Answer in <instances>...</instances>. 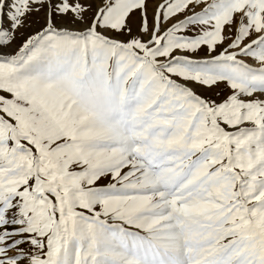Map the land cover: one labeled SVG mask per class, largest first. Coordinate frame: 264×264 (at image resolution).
Returning <instances> with one entry per match:
<instances>
[{
    "label": "snow or ice",
    "instance_id": "6c2138e0",
    "mask_svg": "<svg viewBox=\"0 0 264 264\" xmlns=\"http://www.w3.org/2000/svg\"><path fill=\"white\" fill-rule=\"evenodd\" d=\"M0 264H264V0H0Z\"/></svg>",
    "mask_w": 264,
    "mask_h": 264
}]
</instances>
